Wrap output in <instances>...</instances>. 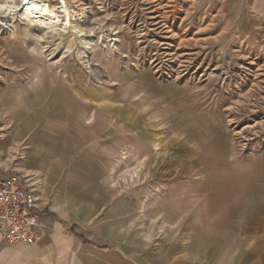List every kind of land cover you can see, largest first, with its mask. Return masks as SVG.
<instances>
[{
    "label": "rangeland",
    "instance_id": "1",
    "mask_svg": "<svg viewBox=\"0 0 264 264\" xmlns=\"http://www.w3.org/2000/svg\"><path fill=\"white\" fill-rule=\"evenodd\" d=\"M66 2L82 36L0 25V172L53 222L7 244L41 264H264V0Z\"/></svg>",
    "mask_w": 264,
    "mask_h": 264
},
{
    "label": "built area",
    "instance_id": "2",
    "mask_svg": "<svg viewBox=\"0 0 264 264\" xmlns=\"http://www.w3.org/2000/svg\"><path fill=\"white\" fill-rule=\"evenodd\" d=\"M35 190L21 175L0 172V236L7 243L33 245L50 229Z\"/></svg>",
    "mask_w": 264,
    "mask_h": 264
},
{
    "label": "bare ground",
    "instance_id": "3",
    "mask_svg": "<svg viewBox=\"0 0 264 264\" xmlns=\"http://www.w3.org/2000/svg\"><path fill=\"white\" fill-rule=\"evenodd\" d=\"M76 16L77 12L72 11L66 0H61L55 5H52L49 0H27L26 2L22 1L21 9L12 0H0V25L5 27L13 23L15 18L22 21L43 20V22H51L50 27H53L51 33L57 36L62 32H67L69 25L74 24L73 20ZM72 28L82 36V29H79L75 24Z\"/></svg>",
    "mask_w": 264,
    "mask_h": 264
},
{
    "label": "crops",
    "instance_id": "4",
    "mask_svg": "<svg viewBox=\"0 0 264 264\" xmlns=\"http://www.w3.org/2000/svg\"><path fill=\"white\" fill-rule=\"evenodd\" d=\"M54 210H57L58 206H52ZM44 209H46V207H43ZM47 213V212H45ZM44 221L48 224V226L50 227V225L53 224V222L51 221V218L46 214V216L44 217ZM74 227V230L72 229ZM76 225H71L70 228V234L71 237L75 238L76 240H78L81 244L83 245H89V246H96L93 242H91L90 240H88L84 234V232L82 233L81 231H78ZM47 236H45L44 238H42L38 243L36 244H44L45 240H46ZM9 244V243H8ZM7 244V242L0 236V264H31L32 260L30 261H26V257H25V252L27 253V251H29L30 249H28V247H19V248H11L9 245ZM33 244V245H36ZM22 245V244H20ZM41 248H43L41 246ZM42 252V251H41ZM37 255L39 254V251L36 250ZM45 253V251L43 252ZM13 254V255H12ZM33 264H41L39 261H35L32 262Z\"/></svg>",
    "mask_w": 264,
    "mask_h": 264
},
{
    "label": "trees",
    "instance_id": "5",
    "mask_svg": "<svg viewBox=\"0 0 264 264\" xmlns=\"http://www.w3.org/2000/svg\"><path fill=\"white\" fill-rule=\"evenodd\" d=\"M72 229L74 230V227Z\"/></svg>",
    "mask_w": 264,
    "mask_h": 264
}]
</instances>
